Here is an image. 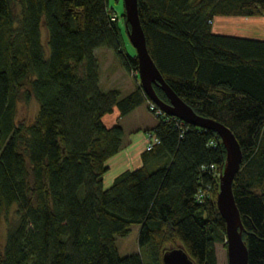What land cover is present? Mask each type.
I'll return each mask as SVG.
<instances>
[{"label":"trees","instance_id":"trees-1","mask_svg":"<svg viewBox=\"0 0 264 264\" xmlns=\"http://www.w3.org/2000/svg\"><path fill=\"white\" fill-rule=\"evenodd\" d=\"M109 1L0 0V220L9 223L0 264H164L165 252L179 247L194 264H219L216 245L227 247V236L218 174L227 151L217 133L156 116L150 132L159 144L142 154L140 168L104 187L125 137L120 123L108 127L104 118L142 106L152 112L140 83L127 95L101 85L97 49L111 50L139 80ZM138 3L165 82L241 145L233 192L249 264H264V41L213 31L216 16L264 17V0ZM31 100L37 114L21 123L18 105ZM134 225L139 252L122 257L117 238Z\"/></svg>","mask_w":264,"mask_h":264},{"label":"water","instance_id":"water-1","mask_svg":"<svg viewBox=\"0 0 264 264\" xmlns=\"http://www.w3.org/2000/svg\"><path fill=\"white\" fill-rule=\"evenodd\" d=\"M126 9V28L130 43L137 53L139 62V79L147 98L155 103L166 115L174 117L185 124L192 125L218 134L223 142L227 158L220 176L217 206L226 221V236L229 264H249V251L244 241V226L238 209L233 184L241 170L243 152L234 133L224 124L198 115L165 82L161 72L153 61L142 27L138 0H124ZM159 86L169 99L163 101L155 91ZM164 264H194L187 252L179 247L165 252Z\"/></svg>","mask_w":264,"mask_h":264},{"label":"rangeland","instance_id":"rangeland-1","mask_svg":"<svg viewBox=\"0 0 264 264\" xmlns=\"http://www.w3.org/2000/svg\"><path fill=\"white\" fill-rule=\"evenodd\" d=\"M109 5L112 8V11L119 17L120 20V26L122 29V32L124 33V38L127 46V50L131 54H136V50L132 46V44L129 41L128 34H127V28H126V20L124 17V11H125V4L124 0H110ZM44 41L47 40V33H43ZM113 53L111 50L107 49H97L96 55L99 56V59L101 61V69L103 73V80L104 84L108 87L111 85L110 82H115L116 77H111L109 80V70L108 68L110 65L115 67H120L119 62L117 61V58L113 57L111 54ZM107 70V71H106ZM129 78H131L133 81L137 77L136 74L130 73ZM139 78V77H138ZM138 80V79H137ZM140 83V79H139ZM121 87H123L127 92L123 93L124 95L129 94L128 91H130V85L125 81L122 80L120 82ZM132 92V91H131ZM148 106L150 107V104L148 103ZM151 110V109H150ZM38 111V104L35 100H31L29 103H26L25 101H21L18 105V121L21 123H29L34 120L36 114ZM119 115V114H118ZM115 115H107L104 118V123L106 126L111 127L113 122L115 121ZM119 119V118H118ZM114 120V121H113ZM158 122V119L156 116L149 111L147 106H142L138 109H136L133 113L125 117L120 124L124 126L125 129V137H124V148L122 150V153L118 158L116 157V164L122 160L123 157H126L129 152H134L137 149L141 148L140 146V140H142V135H145L144 129H139V127L146 126V127H153L156 126ZM152 133L150 131H147L146 133V149L148 147V144L151 140H149V134ZM142 142V141H141ZM145 149V150H146ZM121 168H118V166H114V168L107 172V174L104 177V187L107 189L109 188L114 180L119 176V173ZM15 217V214L12 212L10 215V220ZM9 229V223L7 221L6 217H3L0 220V251H2L5 242L6 237ZM139 232H140V226L134 225L131 228L130 233L125 237H118L117 238V246L119 253L122 257L138 253L139 252V245H138V238H139ZM217 250V256H218V262L219 264H229L228 260V249L225 247V243H218L216 245Z\"/></svg>","mask_w":264,"mask_h":264},{"label":"crops","instance_id":"crops-1","mask_svg":"<svg viewBox=\"0 0 264 264\" xmlns=\"http://www.w3.org/2000/svg\"><path fill=\"white\" fill-rule=\"evenodd\" d=\"M213 31L217 35L221 36H227V37H233V38H239V39H246V40H258V41H264V17H240V16H216L213 20ZM114 57V54L111 53ZM113 66L110 65L108 68L109 70V80L111 77H116L115 82H110V86H106L104 84L103 80V74H102V79H101V85L104 89H112V88H118L122 91V93L127 92L123 87H121L120 82L122 80H125L129 85H130V93L135 89V87L138 85L139 80L135 78L133 81L131 78H129L128 72L121 68L117 67L114 70L112 69ZM107 71V70H106ZM118 111L114 112L112 114L113 116L115 115V121L113 122L112 126H115L119 122L124 119H118ZM111 126V127H112ZM121 126L124 129V126L121 124ZM153 127H146L142 126L139 127V129H144L145 130V135H142V140H140V146L141 148L137 149L136 151L129 152L126 157H123L120 162L116 164V157L120 156L122 151L113 159H111L108 163L109 171L114 168V166H118V168H121L119 173H123L127 170H135L138 169L142 166V154L146 151V133L147 131H150L154 128ZM125 131V129H124ZM142 141V142H141ZM120 175V174H119Z\"/></svg>","mask_w":264,"mask_h":264},{"label":"built area","instance_id":"built-area-1","mask_svg":"<svg viewBox=\"0 0 264 264\" xmlns=\"http://www.w3.org/2000/svg\"><path fill=\"white\" fill-rule=\"evenodd\" d=\"M149 104H150V109L153 113H155L154 115L155 116H166V114L153 102H151L149 100ZM182 124H185L184 122L180 121ZM149 140H151L148 144V147H147V151H151L153 149V147L156 145V144H159V139L152 133L149 134ZM211 145L212 146H215L214 142H211ZM212 170H214V168L212 167ZM219 178L221 176V174H218ZM211 191V188H207L205 190H201L197 196V199L199 202H203L206 197L208 196L209 192Z\"/></svg>","mask_w":264,"mask_h":264}]
</instances>
